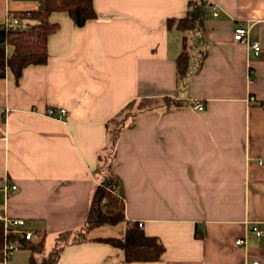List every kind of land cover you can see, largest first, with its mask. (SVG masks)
I'll return each instance as SVG.
<instances>
[{
  "label": "crops",
  "instance_id": "crops-1",
  "mask_svg": "<svg viewBox=\"0 0 264 264\" xmlns=\"http://www.w3.org/2000/svg\"><path fill=\"white\" fill-rule=\"evenodd\" d=\"M189 2L93 0L97 17L83 26L53 12L60 28L47 63L26 66L20 81L10 68L0 77V212L25 219L49 252L87 219L107 121L134 98L181 102L139 115L114 160L126 217L162 241L161 258L129 262L121 248L89 240L67 245L57 264H264V238L236 243L247 220L264 221V0H206L199 28L183 30ZM45 5L0 0V23L10 10ZM245 23L261 55L235 40ZM185 50L191 69L179 83ZM50 106L67 119L47 115ZM29 241L0 264H43Z\"/></svg>",
  "mask_w": 264,
  "mask_h": 264
},
{
  "label": "trees",
  "instance_id": "trees-1",
  "mask_svg": "<svg viewBox=\"0 0 264 264\" xmlns=\"http://www.w3.org/2000/svg\"><path fill=\"white\" fill-rule=\"evenodd\" d=\"M205 0H190L187 15L178 19V25L183 30L199 28L204 18ZM67 12L77 26H83L89 19L97 17L93 0H46V5L37 9L10 10L11 13L24 21L20 29L0 27V77L6 75L10 68L20 81L23 69L31 64H44L49 59L48 38L51 33L60 28L58 22L51 20L53 12ZM171 21H175L170 19ZM6 44L11 51H6ZM188 51H184L178 58L179 83H183L190 72ZM176 97L165 95L160 97H139L129 101L107 123V144L99 154L96 174L100 183L96 186L91 208L84 224L78 229L62 231L51 251L44 256L43 264H57L65 247L69 244L89 240L105 241L121 248L126 261L159 260L165 250L162 241L156 236H148L138 222L130 221L125 213L123 195L116 190L118 181L114 160L119 136L124 128L133 127L136 119L144 112L160 107H174L180 105ZM126 224L122 235H108L90 237L89 232L103 225ZM30 240V241H29ZM29 241L33 251H42L45 238L31 241L24 233L5 232L0 222V260H3V250L7 242L23 245ZM28 264H38L32 256Z\"/></svg>",
  "mask_w": 264,
  "mask_h": 264
},
{
  "label": "built area",
  "instance_id": "built-area-1",
  "mask_svg": "<svg viewBox=\"0 0 264 264\" xmlns=\"http://www.w3.org/2000/svg\"><path fill=\"white\" fill-rule=\"evenodd\" d=\"M22 26H24V21L21 20L16 15H14L13 13H11L10 11L7 12L3 22L0 23V27H4V28L20 29L22 28ZM249 33H250V24L245 23L235 29L234 38L237 41L247 42L256 55H261L262 52L261 43L259 41L250 42ZM5 47L7 52L11 51L10 45L6 44ZM195 108L198 110H203L205 108V105L203 102H199L195 104ZM46 113L51 117L59 118V119H67L68 117V110L64 107L50 106L47 108ZM16 188L17 185L14 184L11 187L6 188V191L8 192L13 191ZM0 222L3 223L6 233L8 232L24 233L26 238L28 239L34 237V232L24 229L26 221L23 218L9 217L5 212H0ZM139 224L140 226H142V222H140ZM246 228H247L246 237L238 238L236 240L237 244L244 245L247 242V238L252 236L264 238V221L247 220ZM17 246L18 245L16 242H7L5 244L3 250V257L5 261H8L12 257V253L17 248ZM259 263H260L259 260H253L248 264H259Z\"/></svg>",
  "mask_w": 264,
  "mask_h": 264
},
{
  "label": "rangeland",
  "instance_id": "rangeland-1",
  "mask_svg": "<svg viewBox=\"0 0 264 264\" xmlns=\"http://www.w3.org/2000/svg\"><path fill=\"white\" fill-rule=\"evenodd\" d=\"M190 43H191V38H189ZM124 231L123 224H118V225H103L100 227H95L93 228L90 233L91 235H96V234H104V235H122V232ZM40 239V238H39ZM37 239V240H39ZM35 240V241H37ZM51 248V245L49 244V241L45 243L44 248L42 251H32L31 253H34L39 259H42L44 256H46L49 253V250Z\"/></svg>",
  "mask_w": 264,
  "mask_h": 264
}]
</instances>
